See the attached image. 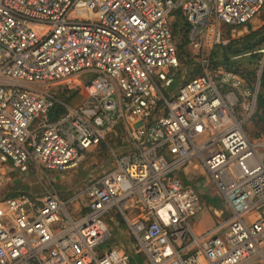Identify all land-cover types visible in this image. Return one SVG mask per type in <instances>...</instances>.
Here are the masks:
<instances>
[{
    "label": "built area",
    "instance_id": "1",
    "mask_svg": "<svg viewBox=\"0 0 264 264\" xmlns=\"http://www.w3.org/2000/svg\"><path fill=\"white\" fill-rule=\"evenodd\" d=\"M264 0H0V179L64 173L105 144L111 166L65 199L54 190L0 200V264H131L111 246L105 216L115 211L146 264H264V139L245 125L255 113L264 47L252 85L214 67L222 27L250 23ZM173 20L200 60L179 78ZM206 51V49H208ZM82 79L70 106L55 87ZM76 87H74L75 89ZM118 126L124 148L106 138ZM206 183L184 182L186 167ZM212 188L216 223L190 221ZM84 200L73 218L70 206Z\"/></svg>",
    "mask_w": 264,
    "mask_h": 264
},
{
    "label": "rangeland",
    "instance_id": "2",
    "mask_svg": "<svg viewBox=\"0 0 264 264\" xmlns=\"http://www.w3.org/2000/svg\"><path fill=\"white\" fill-rule=\"evenodd\" d=\"M254 19H260L264 21V7ZM172 22H173L172 30L174 33L177 51H178V63H177V67L173 69V72H175L176 77L172 85L165 88V90H163V94L168 97L171 96V94L175 91L180 77H183L184 79H188L189 77L199 75L202 72V69L200 66V60L196 57L193 49H191L187 45L185 41L184 33L181 31L180 24L177 22V20L172 19ZM249 24L250 23L244 26H239V27H222V31L225 37L229 38V40L237 39L250 32V30H248ZM262 26H264V24ZM208 50L209 48L206 49V51ZM221 52H222L221 47H215L211 51H208L207 53L208 56L206 58L207 59L210 58V64H212L214 67H224V63H222ZM261 57L262 56L260 55V57L253 58L250 54H243L237 57H231L230 58L231 64L229 66L232 67L233 69L239 68V70H242L245 73L248 71H254V74L256 76L258 72L259 62L261 60ZM254 80H255V77L251 81L246 79V82L248 85L251 86ZM83 82L84 81L82 79L71 80L70 82H66V83H62L58 85V87L54 88V91L57 92L60 98L67 101V103L70 104V106H79L84 100L83 90L81 89V85L83 84ZM74 87L76 88L74 89ZM245 132L251 138L260 137L264 139V118L262 117L260 118L256 116V110L252 118L245 125ZM110 135H113V136L109 138ZM110 135L106 138L109 149H112V150L119 149V148H124L126 146L127 141H126V136H125V130L122 126H118L116 131L114 133H111ZM102 148L101 150L103 151L101 150H100L101 152L99 151L101 155L93 154L95 159L99 162H103L104 159L106 158L108 159V152H107L106 147L102 145ZM91 156L86 157L85 160L75 169L64 172L67 174L66 176L69 179L74 180V184H79L80 182L83 183V180L84 179L86 180L88 178V176L86 175V172L88 171V167L90 169V166H91V163H90ZM104 171L105 170H102L100 171V173H103ZM12 172H13V175L7 172L6 177H9L11 181H9L6 184H9L10 182H17L16 181V179H18L17 177L20 176V174H24V175H27L28 178H31L32 181H35L34 183L37 184L35 185L36 187L39 186L42 180L45 182L44 184L46 185H49L51 183L50 185L55 186L56 185L55 183L57 182V180L62 178L61 175L63 174V173H55V172H41V171H38V172L30 171L27 173H21L15 167L12 169ZM199 172L200 171H198V173ZM45 173L48 174L47 177H45L44 175ZM183 173L184 171L181 170L179 171L177 175L180 178L183 177L185 180L186 179L184 175L185 173L184 174ZM199 181H201L202 183H206L207 181L206 176L202 174L201 177L199 178ZM189 182L192 185H194L193 183H196V182H192V180H189ZM78 186H79L78 189L82 188L81 184ZM204 191L206 192L208 197L212 199L214 198L216 199L217 193L212 188H207ZM205 200H208V199H205ZM207 202H209V200ZM216 203L218 205L219 200H217ZM203 211L206 212L207 210L205 211L204 209ZM105 221L109 227L111 237L104 244L105 248L103 249L109 248L113 245L121 247L122 249L130 248V249H125L124 251H126V253L129 256H131L133 264H146L144 258L140 255V252L137 249L133 239L129 235V231L123 219L119 215H117L115 211H111L105 216ZM212 222H215L214 219H212Z\"/></svg>",
    "mask_w": 264,
    "mask_h": 264
},
{
    "label": "crops",
    "instance_id": "3",
    "mask_svg": "<svg viewBox=\"0 0 264 264\" xmlns=\"http://www.w3.org/2000/svg\"><path fill=\"white\" fill-rule=\"evenodd\" d=\"M263 24H264L263 20L253 19L250 22V24L248 25V30H250V31L258 30L259 28L263 27L262 26ZM112 136L113 135H110L109 138H111ZM102 145L104 147H106L105 144H100L98 147L91 149L87 153L86 157L91 156L93 154L94 155H101L100 152L103 151V150H101ZM107 145H108V142H107ZM94 155L91 156V159H90V163H91L90 169L88 167V171L86 172V175L88 176V178L86 180L84 179L83 183L80 182L79 184H74V180L69 179L66 176L67 174L63 173L61 175L62 178L57 180V182L55 183L56 184L55 186L50 185L51 183L49 185H46V184H44L45 182L42 180V182H41L42 184L40 183L39 186L36 187L35 185H37V184L34 183L35 181H32L31 178H28V176L24 175V174H20V176L17 177L18 178V179H16L17 182H10L9 184H6L9 181H11L9 177H6L7 172L9 174L11 173V175H13L12 169L14 168V166L8 162L5 169H4V174L1 176V179H0V200H2L4 198H9V197H17V196L24 195V194H26V195L30 194V195H34L36 197L41 198L47 191H50V190H54L56 193L59 194V196L62 199L70 197V195L78 189V187H79L78 185L81 184L82 187L85 186L86 182H88L90 179H93L96 176H98L99 174H102V173H100V171H102V170L106 171L110 168L111 162L107 158L104 159L103 162H99L95 159ZM183 171L185 173V174L184 173L183 174L185 175L186 179L184 180L183 177H181V178L184 182L187 181L189 184H191L189 182V180H192V182L199 181V178L203 174L202 172L198 173V171H200V170H198V169L195 170L194 168H192V166L184 168ZM44 175H45V177H47L48 174L45 173ZM193 184H196V183H193ZM198 190L200 191V193L202 195V200H203V203L205 206V211L206 210L207 211L206 212L202 211L200 214L197 215V217H195L194 219H192L190 221L191 228L193 229V231L195 233H201V232L209 229L217 221L216 216L213 214V211H215L217 213V210L215 208V205L217 206L216 201L218 200L217 195H216V199L215 198L212 199V198L207 196L205 191L202 192L201 189H198ZM205 199H208L209 202H207L208 200H205ZM84 206H85L84 200H79V201L73 202L70 206V211H69L71 216L73 218H78L84 212ZM212 219H214L215 222H212ZM113 246H116V245H113ZM119 249H122V248L120 247ZM125 249H130V248H123L122 250H125ZM140 255L142 256L141 253H140ZM129 258L131 260V264H133L131 256H129ZM141 260H142V258H141Z\"/></svg>",
    "mask_w": 264,
    "mask_h": 264
},
{
    "label": "trees",
    "instance_id": "4",
    "mask_svg": "<svg viewBox=\"0 0 264 264\" xmlns=\"http://www.w3.org/2000/svg\"><path fill=\"white\" fill-rule=\"evenodd\" d=\"M264 47V26L255 31H250L248 34L237 39L230 40L226 46H221L222 63L224 67L233 69L230 58L237 57L243 54H250L253 58L260 57L258 50ZM238 74L249 81L255 77L254 71L244 72L239 68H234ZM256 116L264 118V71L260 79V92L257 97Z\"/></svg>",
    "mask_w": 264,
    "mask_h": 264
}]
</instances>
